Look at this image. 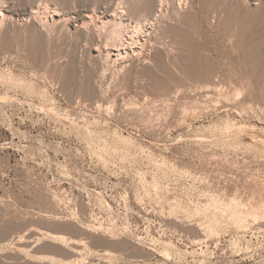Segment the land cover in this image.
<instances>
[{
    "label": "rangeland",
    "instance_id": "obj_1",
    "mask_svg": "<svg viewBox=\"0 0 264 264\" xmlns=\"http://www.w3.org/2000/svg\"><path fill=\"white\" fill-rule=\"evenodd\" d=\"M0 1V264H264V0Z\"/></svg>",
    "mask_w": 264,
    "mask_h": 264
},
{
    "label": "bare ground",
    "instance_id": "obj_2",
    "mask_svg": "<svg viewBox=\"0 0 264 264\" xmlns=\"http://www.w3.org/2000/svg\"><path fill=\"white\" fill-rule=\"evenodd\" d=\"M127 1V0H126ZM130 1V0H129ZM134 1V0H133ZM160 1V0H159ZM167 1H169V0H167ZM1 2V1H0ZM136 2V1H135ZM142 2V1H141ZM147 2L149 3V1L147 0ZM165 2V1H164ZM170 2H171V0H170ZM40 3V2H39ZM129 3V2H128ZM120 4V3H119ZM133 4V3H132ZM166 4V3H165ZM180 4V3H179ZM29 5V4H28ZM31 5V4H30ZM46 5V4H45ZM123 5V4H122ZM129 5H131V4H129ZM128 5V6H129ZM136 5V4H135ZM170 5H171V3H170ZM121 6V5H120ZM137 6V5H136ZM155 6H156V4H155ZM173 6H174V4H173ZM114 7V6H113ZM126 7V6H125ZM158 8H157V13H161V11H162V4L160 3V5L159 6H157ZM168 7V6H167ZM98 8V7H97ZM133 8V7H132ZM175 8V7H174ZM109 9V8H108ZM144 9V8H143ZM142 9V10H143ZM173 9V8H172ZM176 9V8H175ZM49 10V9H48ZM47 10V11H48ZM141 10V11H142ZM155 10V9H154ZM179 10H181V9H179ZM36 11V10H35ZM93 11V10H92ZM132 11V10H131ZM139 11V10H138ZM144 11V10H143ZM121 12V11H120ZM36 13H38V12H36ZM42 13V12H41ZM50 13V12H49ZM106 13V12H105ZM104 13V14H105ZM116 15H117V13H115ZM164 14V13H163ZM177 14V13H176ZM8 15V14H7ZM30 15H32V14H30ZM36 15V14H35ZM49 15V14H48ZM89 15V14H88ZM145 15V14H144ZM150 15V14H149ZM32 16H34V15H32ZM92 16V15H91ZM109 16H111L112 17V15H109ZM163 16V15H162ZM31 17V16H30ZM40 17V16H39ZM149 17V16H148ZM1 18V17H0ZM12 18V17H11ZM92 18V17H91ZM101 18V17H100ZM37 19V18H36ZM111 19V18H110ZM4 20V19H3ZM53 20V19H52ZM108 20V19H107ZM39 21V20H38ZM37 21V22H38ZM40 21H42V20H40ZM59 21V20H58ZM84 21H85V19H84ZM106 21V20H105ZM157 21V20H156ZM68 22H70V21H68ZM87 22V21H86ZM102 22V21H101ZM113 22H114V20H113ZM112 22V23H113ZM142 22H144V21H142ZM147 22V21H146ZM39 23H41V22H39ZM85 23V22H84ZM92 23V22H91ZM45 24V23H44ZM105 24V23H104ZM108 24V23H107ZM3 25H5V24H3ZM99 25V24H98ZM103 25V24H102ZM113 25V24H112ZM124 25V24H123ZM148 25H150V24H148ZM45 26V25H44ZM48 26V25H47ZM83 26V25H82ZM101 26V25H100ZM99 26V27H100ZM114 26H116V28H114V29H112V31H110L111 32V40L113 39V42H115L116 43V45H120L121 43L120 42H122V40H121V37L124 35L123 34V29H121V28H123V27H121L122 26V22L121 21H119L116 25H114ZM119 26V27H118ZM133 26V25H132ZM1 27H2V25H1ZM50 27V26H49ZM107 27H110V26H107ZM38 28V27H37ZM46 28V27H45ZM50 28H52V26L50 27ZM64 28V27H63ZM104 28V27H103ZM53 29V28H52ZM155 29V28H154ZM94 30V29H93ZM50 31H51V29H50ZM55 31V30H54ZM67 31V30H66ZM65 31V32H66ZM143 31V30H142ZM36 32V31H35ZM52 32V31H51ZM103 32V31H102ZM37 33V32H36ZM61 33V32H60ZM88 33V32H87ZM90 33V32H89ZM106 33V32H105ZM55 34V33H54ZM110 34V33H109ZM123 34V35H122ZM45 35V34H44ZM47 35V34H46ZM49 35V34H48ZM132 35V34H131ZM155 35V34H154ZM36 36H37V34H36ZM91 36V35H90ZM109 36V37H110ZM47 37V36H46ZM52 37V36H51ZM54 37V36H53ZM61 37V36H60ZM158 37V36H157ZM242 37V36H241ZM57 38V37H56ZM147 38V37H146ZM47 39V38H46ZM58 39V38H57ZM72 39V38H71ZM48 40V39H47ZM56 40V39H55ZM137 40V39H136ZM148 41V40H147ZM154 41V40H153ZM48 42V41H47ZM59 42H60V40H59ZM94 42V41H93ZM157 42V41H156ZM61 43V42H60ZM106 43V42H105ZM128 43V42H127ZM145 43H146V41H145ZM152 43V42H151ZM153 43H155V42H153ZM111 44V43H110ZM109 44V45H110ZM130 44V43H129ZM138 44V43H137ZM113 45H115V44H113ZM149 45V44H148ZM60 46V45H59ZM135 46V45H134ZM144 46V45H143ZM155 46V45H154ZM116 47V46H115ZM121 47V46H120ZM119 47V48H120ZM141 47V46H140ZM146 47V46H145ZM149 47V46H148ZM71 50V49H70ZM139 50V49H138ZM98 51V50H97ZM113 51H116L115 53V56H121L120 54L122 53H119L118 52V50H113ZM108 52V51H107ZM156 52V51H155ZM67 53V52H66ZM112 54H113V52H111ZM134 53V52H133ZM141 53V52H140ZM107 54V53H106ZM109 54V53H108ZM107 54V55H108ZM138 54V53H137ZM111 55V54H110ZM105 57V56H104ZM103 57V58H104ZM151 57V56H150ZM106 58V57H105ZM115 59V58H114ZM104 60V59H103ZM109 60V59H108ZM107 60V61H108ZM100 61V60H99ZM105 61V60H104ZM128 61V60H127ZM152 61V60H151ZM109 62V61H108ZM117 62V61H116ZM115 62V63H116ZM141 63V62H140ZM105 64V63H104ZM107 65V64H106ZM141 65H143V64H141ZM110 66V65H109ZM139 66V65H138ZM107 68V67H106ZM108 69V68H107ZM196 73V72H195ZM190 74V73H189ZM28 259V258H27ZM25 260V259H24ZM31 260V259H30ZM27 261V260H26Z\"/></svg>",
    "mask_w": 264,
    "mask_h": 264
}]
</instances>
